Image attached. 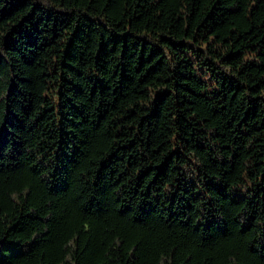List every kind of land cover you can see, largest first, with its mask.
I'll return each instance as SVG.
<instances>
[{
	"label": "trees",
	"instance_id": "obj_1",
	"mask_svg": "<svg viewBox=\"0 0 264 264\" xmlns=\"http://www.w3.org/2000/svg\"><path fill=\"white\" fill-rule=\"evenodd\" d=\"M0 264H264V0H0Z\"/></svg>",
	"mask_w": 264,
	"mask_h": 264
}]
</instances>
